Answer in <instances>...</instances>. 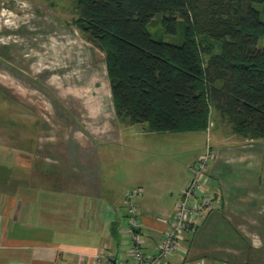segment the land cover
Segmentation results:
<instances>
[{"label":"rangeland","instance_id":"rangeland-1","mask_svg":"<svg viewBox=\"0 0 264 264\" xmlns=\"http://www.w3.org/2000/svg\"><path fill=\"white\" fill-rule=\"evenodd\" d=\"M75 6L76 0H0V142L16 145L27 153L35 149L41 137L52 132L58 134L56 127L50 128L53 121L62 124L68 121L72 128H79L82 135L91 138L98 137L95 134L98 128L103 139L115 138L114 142L95 144L102 165L111 162L124 178L127 170L130 190L148 177L153 184H159L156 194L161 199L153 198L154 192H146L151 197L144 194L143 200L149 204L169 203L172 197L181 196L192 177L193 165L209 150L203 172L205 187L208 189L212 183L217 188L221 178L212 174V160L222 143L225 147L236 138L227 118L211 104L206 130L151 134L145 133V123L123 124L115 115L110 118L114 110L105 53L86 41L73 24L77 16ZM256 8L264 19L261 5L256 4ZM161 18L162 13H158L149 21L146 25L149 34L166 42L181 43V30L174 34L166 32ZM199 42L201 47H210L212 53L220 50L219 41L199 37ZM257 46L264 47V35L259 36ZM208 57L209 54L200 51L203 65ZM107 122L113 123L114 132L106 130ZM86 145L89 147L88 144L82 147ZM256 147V164L252 163L255 169L235 173L225 167V179L241 180L255 194L250 198L255 206L233 208L238 216L250 217L249 224L239 225L243 229L247 226L252 233L250 237H234L232 232L239 219L234 215L231 222L221 219L218 224L221 230L215 240L224 246L234 244L242 252L241 261L250 259L254 264H264V153L257 143ZM107 155L110 159L104 160ZM138 197H133V201L139 200ZM256 237L259 247L253 245Z\"/></svg>","mask_w":264,"mask_h":264},{"label":"crops","instance_id":"crops-1","mask_svg":"<svg viewBox=\"0 0 264 264\" xmlns=\"http://www.w3.org/2000/svg\"><path fill=\"white\" fill-rule=\"evenodd\" d=\"M82 112L79 109V114ZM53 122L50 128L56 127L58 134L41 137L33 151L24 153L16 145L0 142V264H96L100 253L129 258V241L121 232L127 223L125 194L131 186L127 170L124 178L111 162L102 165L95 150L99 142H114L115 133L111 136L114 139L105 140L97 128L98 137L91 138L82 135L79 128H72L68 121ZM107 125L106 130L114 132L113 123ZM232 134L236 137L233 144L224 147L222 143L210 166L212 174L221 178L217 188L212 183L208 186L216 204L203 220H196L195 226L183 232L179 251L173 253L170 264H254L250 259L241 261L242 252L234 244L224 246L215 240L221 230L218 224L224 218L229 222L235 216L239 218L231 234L237 239L252 233L247 226L243 229L239 225L249 224L250 217L238 216L233 208L251 207L250 198L255 194L245 182L225 179V167L234 172L255 169L256 143L264 153V139ZM239 137L248 142H241ZM107 159L109 156H104ZM137 183L140 185L132 190L138 189L141 194L133 202L144 252L151 254L168 229L181 196L173 199L171 192L169 203L149 204L143 196L154 192L151 196L161 199L156 194L159 184H153L151 177ZM183 184L182 190L187 180ZM100 264L111 263L102 259Z\"/></svg>","mask_w":264,"mask_h":264},{"label":"trees","instance_id":"trees-1","mask_svg":"<svg viewBox=\"0 0 264 264\" xmlns=\"http://www.w3.org/2000/svg\"><path fill=\"white\" fill-rule=\"evenodd\" d=\"M256 4L264 11V0H76L73 24L105 53L116 119L145 123L148 132L199 131L213 104L234 134L264 139V47L257 46L264 19ZM158 13L166 32L181 30V43L149 34ZM199 37L221 42L220 50L201 47ZM200 51L209 54L205 65Z\"/></svg>","mask_w":264,"mask_h":264},{"label":"built area","instance_id":"built-area-1","mask_svg":"<svg viewBox=\"0 0 264 264\" xmlns=\"http://www.w3.org/2000/svg\"><path fill=\"white\" fill-rule=\"evenodd\" d=\"M209 157L210 151L207 150L205 156L193 165L192 177L176 202L168 229L164 231L151 254H146L143 250L137 208L132 200L133 196L141 194V191L138 189L128 190L125 194L128 206L127 223L121 232L128 238L130 257L100 253L96 257V264H100L102 259L111 264H170L173 253L179 251V242L183 232L190 228L197 219H203L207 211L216 204L217 199L205 187L206 179L203 175Z\"/></svg>","mask_w":264,"mask_h":264},{"label":"clouds","instance_id":"clouds-1","mask_svg":"<svg viewBox=\"0 0 264 264\" xmlns=\"http://www.w3.org/2000/svg\"><path fill=\"white\" fill-rule=\"evenodd\" d=\"M253 245L256 246V247H259V238L256 237L254 240H253Z\"/></svg>","mask_w":264,"mask_h":264}]
</instances>
